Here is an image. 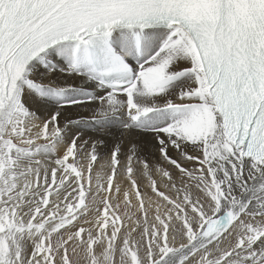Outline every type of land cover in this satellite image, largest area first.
<instances>
[{"label": "snow or ice", "instance_id": "obj_1", "mask_svg": "<svg viewBox=\"0 0 264 264\" xmlns=\"http://www.w3.org/2000/svg\"><path fill=\"white\" fill-rule=\"evenodd\" d=\"M0 264H264V0H0Z\"/></svg>", "mask_w": 264, "mask_h": 264}, {"label": "bare ground", "instance_id": "obj_2", "mask_svg": "<svg viewBox=\"0 0 264 264\" xmlns=\"http://www.w3.org/2000/svg\"><path fill=\"white\" fill-rule=\"evenodd\" d=\"M142 190H143V186H142Z\"/></svg>", "mask_w": 264, "mask_h": 264}]
</instances>
